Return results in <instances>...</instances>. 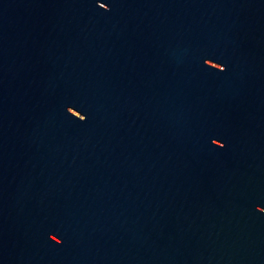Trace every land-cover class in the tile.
<instances>
[{
	"label": "water",
	"instance_id": "1",
	"mask_svg": "<svg viewBox=\"0 0 264 264\" xmlns=\"http://www.w3.org/2000/svg\"><path fill=\"white\" fill-rule=\"evenodd\" d=\"M0 264H264V0H0Z\"/></svg>",
	"mask_w": 264,
	"mask_h": 264
}]
</instances>
